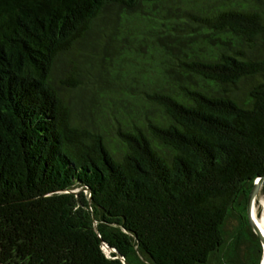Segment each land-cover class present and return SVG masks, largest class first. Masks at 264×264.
<instances>
[{"label":"trees","instance_id":"16d2710c","mask_svg":"<svg viewBox=\"0 0 264 264\" xmlns=\"http://www.w3.org/2000/svg\"><path fill=\"white\" fill-rule=\"evenodd\" d=\"M169 3L0 0V264H260L264 0Z\"/></svg>","mask_w":264,"mask_h":264},{"label":"rangeland","instance_id":"374dc122","mask_svg":"<svg viewBox=\"0 0 264 264\" xmlns=\"http://www.w3.org/2000/svg\"><path fill=\"white\" fill-rule=\"evenodd\" d=\"M232 1L233 2H239L241 0H169V2H170L169 5L173 6V10L171 11V13L168 14V19H165L163 17V15H160V16H157V18L159 20L158 23L154 20V18L151 21H149L150 26H153V27L158 29L157 34H158L160 39L155 40L156 43H159V45H162V43L165 42L166 46L168 45L170 48H172L171 50H173V48H177V46L180 45L181 42H179L178 39H176L172 35L178 34V32H177L178 26L175 23H170V21L174 20L175 22H178L179 18H180L183 21V23H181V28H182V27L186 26L184 22L189 19L190 23H191V21H193L195 24L199 25V27L197 29L204 30L206 21L203 19V17L206 16L204 13L207 12V10H208L207 8L209 6L210 7L214 6V4L215 5H220L222 3L228 4L229 2H232ZM167 6H168V4H166V8H167ZM146 10L150 11L149 6L146 7ZM136 23H137V25L143 24V22H139V21H136ZM189 25H188V29H189ZM191 30H193V29H191ZM197 36H198L197 37L198 39H201V36H199V34ZM152 37H155V35H153ZM206 41L209 44L211 43V41H209L207 38H206ZM182 45H185V42H183ZM182 45H180V46L182 47ZM142 46L144 48L141 50L148 54L149 50H151L150 43L149 42L148 43L143 42ZM182 48H184V47H182ZM166 49H167V47H166ZM130 80H131V78H127L126 80H124V82H121V80L118 82H120L121 84H125V82L130 81ZM115 82H117V81L115 80ZM123 87L124 86H122V85L120 86V84L116 83L115 88L118 89V91H120ZM255 181H257V179ZM263 200H264L263 197L259 196L255 202L256 215L259 218L261 217V212L263 210V208H262V201ZM246 237H247V235H246ZM103 249H104V252L106 253V255L109 256L112 249L108 245H104Z\"/></svg>","mask_w":264,"mask_h":264},{"label":"water","instance_id":"95a60500","mask_svg":"<svg viewBox=\"0 0 264 264\" xmlns=\"http://www.w3.org/2000/svg\"><path fill=\"white\" fill-rule=\"evenodd\" d=\"M263 183H264V176H261L254 183L253 188H252V190L248 196V200H247L248 221H249L251 229L258 236V238L261 242V245H262V249H263L262 259H261L260 264L262 263V261L264 259V232H263L262 228L260 227V225L255 221V219L253 217V211L255 210V202L260 195V190H261Z\"/></svg>","mask_w":264,"mask_h":264},{"label":"bare ground","instance_id":"6f19581e","mask_svg":"<svg viewBox=\"0 0 264 264\" xmlns=\"http://www.w3.org/2000/svg\"><path fill=\"white\" fill-rule=\"evenodd\" d=\"M253 217L255 219V221L260 225V227L262 228L263 232H264V215L261 216L260 218L256 215V210L253 211ZM263 250V249H262ZM261 264H264V259L262 261Z\"/></svg>","mask_w":264,"mask_h":264},{"label":"built area","instance_id":"2783aa9c","mask_svg":"<svg viewBox=\"0 0 264 264\" xmlns=\"http://www.w3.org/2000/svg\"><path fill=\"white\" fill-rule=\"evenodd\" d=\"M257 180H258V178H257ZM262 208H263L262 213L264 214V200L262 201Z\"/></svg>","mask_w":264,"mask_h":264},{"label":"clouds","instance_id":"9594fccd","mask_svg":"<svg viewBox=\"0 0 264 264\" xmlns=\"http://www.w3.org/2000/svg\"><path fill=\"white\" fill-rule=\"evenodd\" d=\"M259 178V177H258ZM256 182V181H255ZM259 196H261V195H259ZM263 198H264V196H262ZM264 214L261 212V216H263Z\"/></svg>","mask_w":264,"mask_h":264},{"label":"crops","instance_id":"0c3cea01","mask_svg":"<svg viewBox=\"0 0 264 264\" xmlns=\"http://www.w3.org/2000/svg\"><path fill=\"white\" fill-rule=\"evenodd\" d=\"M261 196H264V195H262V194H260Z\"/></svg>","mask_w":264,"mask_h":264}]
</instances>
